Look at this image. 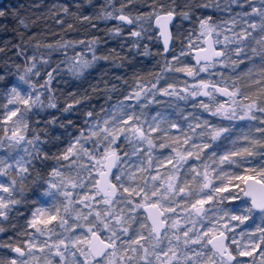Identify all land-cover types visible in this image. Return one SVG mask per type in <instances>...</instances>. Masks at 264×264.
Masks as SVG:
<instances>
[{"label": "snow or ice", "instance_id": "6c2138e0", "mask_svg": "<svg viewBox=\"0 0 264 264\" xmlns=\"http://www.w3.org/2000/svg\"><path fill=\"white\" fill-rule=\"evenodd\" d=\"M96 8L0 4V264H264V0Z\"/></svg>", "mask_w": 264, "mask_h": 264}, {"label": "trees", "instance_id": "16d2710c", "mask_svg": "<svg viewBox=\"0 0 264 264\" xmlns=\"http://www.w3.org/2000/svg\"><path fill=\"white\" fill-rule=\"evenodd\" d=\"M34 0H1L0 4L4 5L7 8H13L19 5H25V4H31L33 3ZM47 2L51 3L52 0H47ZM122 2V0H114V3L116 4L117 7H119L120 3ZM150 2V0H149ZM196 2H199V0H196ZM93 3H95L97 5L96 10L98 11L100 9V7L104 4V0H93ZM185 3V0H176V5H180L182 6ZM182 10V7H179ZM127 10H131L133 12V14L136 13H142V12H147L149 11V8L144 4V3H140L139 5H129ZM40 11H45V9L41 8V9H37L36 13L39 14ZM204 12L213 14V16L216 15V11L209 9V10H200V9H194L193 10V16L194 14L197 15V17L199 15H203ZM178 20V18H177ZM4 24L7 25L8 27V31L7 32H0V40H8V39H13L14 37V33L12 31L13 29V22L11 20H5L3 21ZM49 23H51V21H49ZM114 23H117L116 21H109L107 22V24H105L104 22H100L101 27H111ZM55 27V25H54ZM36 30V29H34ZM114 44V42L110 43V47H113L112 45ZM152 46L156 47V49L161 50L162 49V45L160 42L156 41L155 39L152 41L151 43ZM14 52V50H13ZM13 52H8L7 55L11 56L13 60H16L17 58L13 55ZM6 58L4 56V54H0V64H2L3 59ZM142 62H144L143 60H141ZM9 63H11V61H9ZM143 68L147 69L146 65L141 64ZM149 70V68H148ZM159 67L156 65L155 68L153 69V71H157L158 72ZM177 75H181V74H177ZM101 102H104L102 99L94 101V103L96 104H100ZM102 104V103H101ZM0 238H6V237H0Z\"/></svg>", "mask_w": 264, "mask_h": 264}, {"label": "rangeland", "instance_id": "374dc122", "mask_svg": "<svg viewBox=\"0 0 264 264\" xmlns=\"http://www.w3.org/2000/svg\"><path fill=\"white\" fill-rule=\"evenodd\" d=\"M234 10L235 11H239V9L238 8H235V6H234ZM177 11H182V9H180L178 7L177 8ZM208 14H210V13H208ZM231 14L232 13H229V12H217L216 15L213 16V18L217 22H221L223 20H227ZM200 16H202V15H199L198 17H200ZM194 17H197V15L194 14ZM175 23L180 28V31L182 33L187 32V31H192L193 29L197 28V26H198L197 25V22H196V19H193L191 21H186V20H183L182 18H178V20H176ZM145 42L148 43L149 48L153 51V53H155L156 51L159 50V49H156V47H154V46L151 45L152 41H150V42L149 41H145ZM112 46L114 47L115 46V43ZM159 59H160V57H155L154 58V57H151V56L150 57H141L140 58V60H143L144 61V62L141 61V64L146 65L147 69L149 68V70H151V71H153V69L155 68L156 65L159 67V70H160L161 65H158L156 63V61L159 60ZM154 72H157V71H154ZM101 103L103 104L104 102H101ZM0 154H2V153H0Z\"/></svg>", "mask_w": 264, "mask_h": 264}, {"label": "water", "instance_id": "95a60500", "mask_svg": "<svg viewBox=\"0 0 264 264\" xmlns=\"http://www.w3.org/2000/svg\"><path fill=\"white\" fill-rule=\"evenodd\" d=\"M1 1V0H0ZM162 45V44H161Z\"/></svg>", "mask_w": 264, "mask_h": 264}]
</instances>
